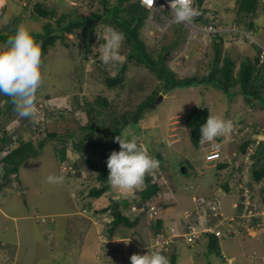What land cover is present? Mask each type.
<instances>
[{"label": "rangeland", "instance_id": "rangeland-1", "mask_svg": "<svg viewBox=\"0 0 264 264\" xmlns=\"http://www.w3.org/2000/svg\"><path fill=\"white\" fill-rule=\"evenodd\" d=\"M24 1L8 0L5 14L0 19V31L6 39L0 41V48L7 47V40L14 35L9 33L13 32L15 17L20 18L18 28H26L35 37L37 32L44 34L47 25L56 29L54 34L63 35L64 38L58 45L42 56V82L36 94V99H40L39 107L53 111L51 114L60 117L44 121L39 115L40 121H32L30 118L20 117L14 106L8 111L7 117H2V128L13 127L20 131L19 142L30 140L35 147H38L42 140L46 139L47 143L39 156L27 159L19 167L15 178L18 183H9L10 180L6 183L0 181L5 184L2 188L3 197L0 198V264H131L130 257L133 254H144L142 247L150 243L152 229L141 218L138 226L134 228L121 224L114 234L108 235L112 242L102 243L99 230L104 227L105 220L112 213L111 210L104 214L100 211L108 208L113 202L112 199L131 200L139 194L143 186L145 187V182L131 191L112 188L111 192L100 198L91 196V190L101 184L97 180L98 173L88 167L84 158L98 161L100 165L103 160L99 155L101 146L92 148L88 144L89 140L84 142L88 135L85 127L87 124L100 126V130L96 131V141L112 140L111 133L115 129V121L119 120L121 123L127 113H133L137 105L153 92L163 94V89L159 87L161 82L155 73L145 65L138 64L136 59L127 60L131 47L125 39L120 49L123 56L121 62L112 66L98 65L99 67L93 70L87 68L95 64L86 63L87 45L98 50L99 45L105 42L104 36L107 33L113 29L122 32L117 24L95 18L86 24L90 29V36L94 38L88 41L84 38V28H78L73 33L60 28L61 23L76 21L82 16L103 14L107 8L112 9L119 0H106V3L103 0H40L42 7L51 12L47 17H39V13L33 11L32 7L23 5ZM134 1L136 0L124 1L122 6L129 8ZM238 6L239 0H204L205 9H199V12H203L199 20L195 16L190 22L178 24L174 22L173 12L160 2L153 13L146 9V18L139 35L146 44L147 53L153 58L158 57L162 48L170 50L167 64L174 68L178 77L204 75L209 67L211 68L216 56L215 42H219L221 58L230 56L237 71L243 60L254 61L259 52L258 44L264 47V0L259 1L257 10L253 13L239 14ZM122 15H126L125 11ZM63 17L65 18L60 23L59 20ZM210 18L213 20H209ZM203 21L221 23V29L224 31L221 30L217 36L203 35L196 28ZM249 23L253 25L249 27ZM234 27L235 32L238 30L236 34L232 31ZM244 28L254 29L255 35L248 37ZM254 40L256 42H253ZM175 42L178 43L176 46ZM125 63L128 65L125 82L116 88L107 87L106 78L114 76L119 66ZM190 69L195 70L190 72ZM262 71L264 73V68ZM169 93L168 97L164 95L158 101L157 108H152L154 104L149 106L144 121L136 126L125 127L122 136L127 139L134 138L138 146L146 147L149 155H153L158 149L163 151L168 163L166 173L171 182L169 190L173 196V206L168 213H171L174 219L179 220L181 212L194 207V196H206L205 191L208 190L209 194H218L221 198L225 216H240V211H236L238 207H232L235 193L218 191L217 185L228 184L233 169L232 163L234 165L235 160L241 162L240 158H247L240 154L245 141L251 140L253 150L256 149L255 141H264V102L254 98L253 107L244 100L241 93L229 97L205 84H200L199 87H179ZM62 94L71 95L72 106L69 112H63L64 107L57 106L53 100L55 96L58 98ZM102 95L108 97V102H111L109 106L104 107L100 115L93 110L92 113H87V108L96 104L95 101ZM261 96L264 97V88ZM195 105L201 109H209L210 115L230 121L232 126L228 133L214 140L219 151L217 156H213L216 158L208 163L209 168L206 165L209 156L205 159V151L192 143L191 131L187 126L188 116ZM39 107L36 105L37 109H40ZM12 117L13 121L8 120ZM39 122L40 131L35 133L34 129L32 131L33 125ZM54 133L57 134L56 137L52 136ZM81 143H84V148L80 152L75 149V145ZM111 143L108 144L109 147ZM62 149H66V163L59 157ZM230 159H233L231 163ZM250 161L254 162V159L250 158L245 165L246 174L249 175L246 181L252 180L254 169L262 165L261 162L250 164ZM220 162H227L229 165L220 170L215 166ZM2 172L0 169V173ZM150 173L152 170L147 174ZM233 173L235 176L237 172ZM167 175L165 174L166 177ZM49 176L62 177V181L49 183ZM260 185L258 183V186ZM164 187L168 190L167 185ZM25 188L28 189L27 197L22 195ZM254 200L260 202L259 195H255ZM170 205L171 203H168V207ZM183 206L187 208L181 211ZM100 214L104 215L102 218L105 220H100ZM11 216H16V221ZM16 226L20 228L19 234L16 232ZM84 232L87 233L86 240ZM259 233L250 230L249 234L239 233L226 237L228 239L222 241L221 250L228 257L234 256L231 260L233 264H264V235ZM206 243L190 246L182 243L180 239L169 251H165L164 255L170 262L169 255L172 252L177 253V264H209L208 259L213 260L214 264H222V259L207 253ZM85 244L87 248L81 247ZM71 249L80 250L81 253L69 254Z\"/></svg>", "mask_w": 264, "mask_h": 264}, {"label": "trees", "instance_id": "trees-1", "mask_svg": "<svg viewBox=\"0 0 264 264\" xmlns=\"http://www.w3.org/2000/svg\"><path fill=\"white\" fill-rule=\"evenodd\" d=\"M104 3H106V0H103ZM124 1L129 0H119L117 4L112 6V9H106L104 7V13L103 14H97L92 13L88 16H82L80 18H77L76 21H68L67 23H61L62 20L65 18L59 20L60 28L64 29L65 31L69 33H73L78 28H84V38L85 41L88 40H94L93 37L90 36L88 27L86 26L87 23L91 22L95 18H98L99 20H104L107 22H110L111 24H117V27H121L122 33H124L125 36V42L130 45L131 51L127 54V60L133 61L136 59L137 63L140 65H145L147 68L150 69L153 73H155L158 80H160V86L161 89H163V94L168 95L174 89H177L179 87H191L196 86L199 87L200 84H205L206 86H211L213 89H217L219 91H222L229 97L234 96L236 93H241L244 96V100L254 107L255 102L254 98L259 100L260 102H264V97L261 96V91L264 88V73L262 71V68H264V62L262 66H260V60H261V53L262 50L258 47L257 51L259 49V52L257 53L256 58L254 61H251L250 59L243 60L240 64L239 70H235V62L232 60V58L228 55L221 58L220 54V45L219 42H215V46L217 47L216 56L214 57V60L212 62L211 68L204 73V75H185L183 77H178L177 73L175 72L174 68L172 66H168L167 64V58L170 54V50L167 48H162L158 54L157 58H153L149 53H147L146 50V44L143 41V39L139 35V30L143 26V23L146 18L147 11L146 9L140 4L139 0H136L132 3V5L129 8L123 7ZM260 0H239V6H238V13H253L257 10V6L259 4ZM204 0H198V12L199 9L204 8L203 7ZM32 10L39 13V17H47L51 12H49L47 9H44L42 5L33 4ZM195 7V6H194ZM44 9V10H42ZM205 9V8H204ZM47 10V11H46ZM125 11L126 15L123 16L122 12ZM203 14V12L200 13ZM199 16V17H200ZM14 28L13 32H10L9 34H15L16 30L18 29V26L20 24V18H16L13 21ZM237 23V22H235ZM238 24V23H237ZM253 24L249 23V27H251ZM115 27V26H114ZM251 29V28H248ZM55 28H50L47 25V31H45L44 34L37 32V36L35 38L36 42L39 44V46L42 49V56H45L50 48L56 47L58 45V42L63 39V35L54 34ZM3 32L0 31V41H5V37L3 36ZM218 35V34H217ZM222 38V37H220ZM103 42V40H101ZM177 42H175L174 46H176ZM173 46V45H172ZM87 54H86V63H89L91 65V62H95L92 66H87V68H91L92 70L94 68H98L99 66H104L103 63H101V60L99 59V50L93 49V46L87 45L86 48ZM93 60V61H92ZM99 65V66H98ZM128 65L125 63L123 65L119 66L118 72L112 76H108L105 80V85L109 88H116L120 85H122L125 82L126 79V71H127ZM90 69V70H91ZM105 69V68H103ZM195 69H190V72ZM95 71V70H94ZM93 71V73H94ZM90 73V74H93ZM235 89V90H233ZM38 93V91H37ZM158 94L156 92H153L151 95H149L144 101L140 102L137 105V108L133 113H127L126 116L123 117L122 122L120 123L119 120L115 121L114 130L111 133L112 140H106L102 139L100 141H96V131L100 130V126L95 124H87L85 127V130H88V135L84 142L86 143L87 140H89V145L92 148L100 147V157L103 160V164L100 165L98 161H92L91 158H84L86 164L88 167L98 173L97 180L101 184L100 187L93 188L90 192L91 196L100 198L104 194L111 192L112 187L109 185L107 177L109 175V169L107 167V160L111 153L113 151H119L120 150V144L116 141V137L119 135H122L123 130L125 127L129 125L136 126L142 121L145 120V114L146 111L150 108L149 106L151 104H154V107L157 108L158 101H157ZM51 98V97H49ZM98 98V97H97ZM108 97L105 95L99 96L97 99L96 104L93 106H89L87 108V113H92L96 111L98 115L102 113V109L104 107H108L111 102H108ZM14 105H12L13 108ZM66 110V109H65ZM209 109L204 108L201 109L199 106H193L190 115L187 119V126L190 128L191 131V141L195 146H198L200 143V136H201V126L206 123L208 117L210 116ZM8 112H4L3 115L7 117ZM8 120H11L8 119ZM41 124H38L36 129L32 128V131L34 129L35 133L40 131ZM13 128V127H12ZM16 132L20 131L15 128ZM73 136L72 134H70ZM53 137H56L57 134H52ZM20 137V136H19ZM18 137V138H19ZM9 135H6L4 140L8 139ZM106 141V142H103ZM81 142L83 140L81 139ZM112 142V143H111ZM47 143V140L40 141L38 147H35L32 141H26L23 142L20 147L15 149L10 155L7 156V158L2 162V169L5 170L4 176H8L10 174H18L19 173V167L29 158H35L39 156L40 151L45 147ZM111 143V146L109 147L108 144ZM84 143H81L80 145H75V149L78 151H83ZM252 142L251 140L245 141L241 146V152L243 154L247 153L249 148L251 147ZM146 148V147H145ZM147 150V149H146ZM154 150V149H153ZM159 151H156L155 153H152L153 155H150L152 158L160 162L161 167L163 170L166 169V166H168L167 160L164 157L163 151L158 149ZM150 151V150H148ZM60 160L66 161V149H62L60 151ZM252 158L254 159V163L257 164L258 162H261V167L255 168L253 171L254 177L256 179H260L264 176V141L260 142L258 149H255L252 153ZM67 162V161H66ZM65 162V163H66ZM227 162H221L218 165V169H223L227 166ZM235 168V167H234ZM154 170V169H153ZM152 170V173L154 172ZM152 173L145 175L144 182H145V188L141 189L138 194V203H144L148 199L151 198H160V204L163 206V210L160 212L159 217L156 218V220L152 221L150 224H148V220L146 218V215L141 212L138 215L130 214L127 215L126 212L131 208L132 202L130 199L125 198H117L112 199V204L109 205L108 208L103 209L100 211L102 214L106 211H110L113 216V220L111 223L107 225V230L109 236L114 234L115 229L123 224L126 227L134 228L135 226H138L139 220L141 221V218H143L150 229H152V233L155 231L161 232L163 229H166V225L168 224L166 221L167 219L172 220L175 217L173 215H170L168 213V210L173 206V198L172 193H168L169 191L165 190V185L160 184L158 181H154ZM220 187H223L225 190H230V186L228 184L219 183ZM237 186H239V183H237ZM169 189V187H168ZM171 189V188H170ZM95 190V191H94ZM264 199V188L261 190ZM162 194V197L159 196V194ZM167 194V197L165 198ZM136 198V196H134ZM172 198V199H171ZM171 200V201H170ZM264 202V201H263ZM168 203H171V205L168 207ZM112 208V209H111ZM187 208V207H186ZM100 214V215H102ZM167 214V215H166ZM133 217V218H132ZM181 217V216H180ZM264 224L263 221H257L254 225V228L262 229V226ZM230 228H236L240 227L242 232H244L245 228L241 227V225L238 224L237 220H231ZM113 227V228H112ZM224 228V225H223ZM244 229V230H243ZM236 234V233H233ZM239 234V233H238ZM243 234V233H242ZM207 253L210 255H213L215 258H220L224 262L222 255L221 246L219 245V239L214 234H209L208 239V246H207ZM162 253V251H161ZM165 252H163V255ZM170 264H177V253L172 252L170 255ZM213 262V260H209V263Z\"/></svg>", "mask_w": 264, "mask_h": 264}, {"label": "clouds", "instance_id": "clouds-1", "mask_svg": "<svg viewBox=\"0 0 264 264\" xmlns=\"http://www.w3.org/2000/svg\"><path fill=\"white\" fill-rule=\"evenodd\" d=\"M41 2L42 1L40 0H35V1L25 0L23 2V5L26 7H29L30 5H33V4L41 5ZM139 2L145 9H150V8H147L141 2V0H139ZM7 3H6V6H7ZM169 5L171 8V11L174 13L175 22L178 24L190 22L192 18L195 16H197L196 17L197 20L200 19L199 16L201 12H198L196 4H195V7L192 6V0H169ZM6 6L3 8L0 14V19L5 14ZM202 23H205V22L203 21ZM192 25L195 26V23L192 22ZM244 29L248 31V29L246 28ZM250 30H253L255 34L254 29H250ZM217 34L219 35V33L211 34V35L217 36ZM192 36L194 37L192 38L196 40V37L194 35ZM124 39H125L124 33L118 30H114V29L104 36L105 42L99 45V48H98L99 59L104 65L112 66L123 60V56L120 53V49H121V45ZM258 45L259 47L262 46L261 44H258ZM41 64H42V49L39 46V44L36 42L32 33L24 27H19L16 30L15 34L9 37V39L7 40V47L0 48V127L2 126L1 124L3 123V121L1 123L2 117H4L3 113L11 111L12 105H14L15 111L20 117L30 118L32 119V121H37V119L39 118V115L42 116L43 113H44V117L42 119L44 121H46L49 118L51 119L53 117H56L53 114H51V112L53 111H49L47 109L45 110L44 107H39L38 102L40 99H36L37 91L42 82ZM262 64L263 63H260L259 65L262 66ZM4 95L10 98H6ZM160 95H163L164 97V94H160ZM160 95H158V97ZM157 101H159V98L157 99ZM36 105L40 108L39 109L41 111L40 113H38ZM56 105L59 106L58 104ZM62 106L65 107L64 105H61L59 107L62 108ZM64 111L65 109L63 110V112ZM58 117L60 116L57 115L56 118ZM12 119L14 118L12 117L11 120ZM40 123L41 122H39L38 124ZM231 127L232 126H231L230 121H226L219 116H214L211 114L208 117L206 123H204L201 126L200 143L198 146H196L198 148H202L205 151V154H204L205 159L206 157L208 158L209 153L211 151L210 146L214 145L217 147V144L214 142V140H216L217 137L223 136L226 133H228L231 130ZM116 141L120 144V150L113 151L107 160V167L109 169V175L107 177V180H108L109 185L113 189H117L120 191H131L135 188H138L143 183L145 175L147 173H149L151 170L158 167V161L152 158L148 154L146 148L143 145L138 146L134 138L127 139L126 137L119 135L116 137ZM262 141L258 140V141H255L256 143L254 142L256 144L255 146L256 149L259 147V144ZM17 142H18V146H17L18 148L20 147L22 142H19V138L17 139ZM253 152H254L253 148L250 147L247 153L245 154H243L242 152L240 153L242 156H245V157L249 156L248 160L247 158L246 159L240 158L242 159L241 162H238L237 160H235L234 165L232 163L233 169H232V172L230 173L231 177L227 181L228 185L230 186V190H225L223 187H220L217 185L218 191H224L226 193H231V192L235 193V200L232 203V207L234 203L238 200L240 189H238L239 186L236 187L237 183L246 181V178H248L249 176L246 174L245 165L248 164L250 158L252 159ZM232 160L233 159H230L229 163H231ZM63 162H62V167H64ZM209 162H212V161H208L206 159L207 168L210 167V165L208 166ZM237 162L239 163L238 167L236 166ZM263 162H264V159H263ZM229 163L227 164L226 167H228ZM253 163L254 162L250 161V164H253ZM218 165L219 163L215 165L216 168H218ZM0 169H2V167H0ZM243 170L245 171V173L242 172ZM235 171L238 173V174L235 173V176H238L237 178L234 176V173H233ZM0 174L3 175L2 181H5V183L7 182V180H10L9 183H12V182L15 183L16 181L15 178L18 175V174L16 175L13 173L8 176H4L6 175L5 170H3V172ZM165 174L167 175L166 169L164 172V177L167 182L162 183V185L164 184L170 187V183H171L169 180L170 178L168 175L166 177ZM252 176H254L253 173H252ZM262 179H264V176L260 179H256L255 177H253V179L250 180V182L258 183ZM61 181H62V177H56V176L48 177L49 183H59ZM4 186L5 184L0 185V189L2 190V192H3L2 188H4ZM262 189L258 190V192L255 195H259L260 203L264 204L263 195L260 194L262 193L261 192ZM167 194L165 198L167 197ZM214 195H216L221 200L218 194L197 196L196 198H210ZM135 196L136 198L133 197L131 199L132 203L137 201L138 199V194ZM2 197H3V193L0 198ZM222 209H223V203H222ZM236 211H239V210L237 209ZM168 220L169 219H167L166 222H168ZM166 227H169V226L166 225ZM172 230L174 231V229ZM221 239L225 240L228 238H221ZM202 240L203 239H201L200 241ZM200 241H198L196 244H198ZM125 243H128V242H125ZM222 243L223 242L219 241L220 246H222ZM222 255H223V259L225 260L224 262L222 261L223 264H233L231 262V260L234 258L233 256L228 257L223 252H222ZM130 260H131V264H169V260L165 255H163L159 250L154 251L151 249H149V252L147 254H143V255L133 254L130 257Z\"/></svg>", "mask_w": 264, "mask_h": 264}, {"label": "built area", "instance_id": "built-area-1", "mask_svg": "<svg viewBox=\"0 0 264 264\" xmlns=\"http://www.w3.org/2000/svg\"><path fill=\"white\" fill-rule=\"evenodd\" d=\"M8 0H0V14L3 8L6 6ZM35 1V0H32ZM141 2L147 7L150 8L151 13L157 10V6L160 2H162L167 9H170L169 0H141ZM197 0H192V6L194 7ZM174 14V13H173ZM210 20H213L210 18ZM173 22V21H171ZM175 22V19H174ZM237 24V23H235ZM222 24L217 22L209 21L207 23H202L199 27H196L198 32L202 33L203 35H210L220 33ZM236 27V25H235ZM235 27L233 33L236 34L238 30L235 32ZM246 31V30H245ZM231 33V32H230ZM248 37H252L255 35L253 30H248L245 33ZM193 37V36H192ZM194 38V37H193ZM253 42H256L254 40ZM262 53H261V60L260 63L264 62V47L260 46ZM38 113L41 111L37 109ZM44 117V113L42 114V118ZM40 117L37 121H40ZM38 123L33 125V128H36ZM6 135H9V138L4 140ZM19 137V132L15 131V128L0 127V167H2V162L10 155L18 146L17 139ZM211 151L209 153L208 161H213V156H217L219 151L216 146L211 145ZM219 157V155H218ZM249 157H247L248 160ZM236 166H239V163H236ZM152 173L153 180L158 181L160 184L166 183V179L164 177L163 168L158 161V167L153 170ZM245 173V171H242ZM3 175L0 174V181H2ZM258 183L261 185L258 186ZM258 183L250 182V181H242L239 183V195L238 200L234 203L235 207H238L240 211V215L242 217L237 219L236 217H226L222 213V202L216 196H212L210 198H195L194 207L187 208L183 211L179 220L172 219L168 220V226L166 229H163L161 232L155 231L152 234V238L150 243L146 246H143L144 254L151 250H159L162 251H169L170 248L177 244L180 239H182V243H186L187 245H195L198 241L206 237L208 234H214L219 238H226L234 235L233 233H241L242 231L238 228H230V221L237 220L241 227L245 228V232L249 234L250 230L254 231V227L250 224L253 222L254 219L259 220L264 218V204L260 202H256L254 200V195L258 192V190L264 188V179L260 180ZM2 190L0 189V197L2 196ZM159 196L162 197L160 193ZM139 199V197H138ZM137 201L133 202L131 208L127 210L126 214L130 216V214L138 215L143 212L146 215L148 223L151 221L156 220L159 217L160 212L163 210V206L160 204V198H151L145 201L143 204L138 203ZM160 200V201H159ZM107 212V211H106ZM105 213V212H104ZM109 213V212H108ZM111 215V213H109ZM104 215H101L102 218ZM254 216V217H252ZM101 221L105 219H100ZM113 220V216L105 220L104 227H101L99 232L102 234L100 235V240L103 243L112 242V239L108 237V228L107 225L111 223ZM249 221L248 224L242 226L243 223ZM226 223L228 225L226 226ZM224 225V229H223ZM174 229V231L172 230ZM107 230V231H106ZM104 232V233H102Z\"/></svg>", "mask_w": 264, "mask_h": 264}, {"label": "crops", "instance_id": "crops-1", "mask_svg": "<svg viewBox=\"0 0 264 264\" xmlns=\"http://www.w3.org/2000/svg\"><path fill=\"white\" fill-rule=\"evenodd\" d=\"M56 97H57V96H55V97L53 98V100L56 101V104H58L59 106H60V105H64V106H67V107L71 108V106H72V101H71V99H70L71 97H70L69 95H64V94H62V95L59 96L58 98H56ZM51 119H52V120H53V119L56 120V117H53V118H51ZM52 120H51V121H52ZM51 121H50V122H51ZM169 189H170V187H169ZM169 189L167 190V191H169L168 193H170V190H169ZM23 190H24L25 197H27V191H28V189L25 188V189H23ZM209 193H210L209 190H208V191H205V194H206V195H208ZM174 195H175V194H174ZM196 197H197V196H194V198H196ZM172 198H173V196H172ZM194 198H193V199H194ZM170 201H171V200H170ZM172 201H173V200H172ZM183 208H186V207L183 206V207L181 208V211H183ZM169 214L172 215L171 213H169ZM181 214H182V212L180 213L179 216H181ZM6 216H9V215L6 214ZM11 217H12L13 219H15V221H16V219H17L16 216H11ZM24 217H25V215H24ZM67 230H69L68 227H67ZM19 231H20V228H17V226H16V232H17V234H19ZM69 231H70V230H69ZM82 232H83V231H82ZM86 234H87V233L84 232V239H85V240H86V238H85V237H86ZM54 235H55V233H54ZM54 235H53V237H55ZM78 236H80V234H79ZM206 240H207V243H206ZM52 241H54V238H53ZM204 242H205L206 244H208V239H203L201 242L198 243V245H201V244L204 243ZM179 246H180V245H179ZM179 246H178V247H179ZM81 247H86V248H87V244H85V246L82 245ZM72 250H73V249H71V250L69 251V254H72V252L75 253L76 255H77V252H79V254L81 253L80 250H79V251H76V250H75V251H72ZM86 250H87V249H86ZM86 250H85V251H86ZM86 255H87V252H86ZM82 257H83V256H82ZM233 257H234V256H233ZM96 258H97V257H96ZM236 259H238V258H236ZM208 263H209V259H208ZM209 264H214V263L211 262V263H209ZM222 264H223V263H222Z\"/></svg>", "mask_w": 264, "mask_h": 264}, {"label": "bare ground", "instance_id": "bare-ground-1", "mask_svg": "<svg viewBox=\"0 0 264 264\" xmlns=\"http://www.w3.org/2000/svg\"><path fill=\"white\" fill-rule=\"evenodd\" d=\"M30 6H32V5H30ZM212 17H215V16L212 15ZM184 25H185V24H184ZM240 27H241V26H240ZM154 30H155V29H154ZM67 108H68L67 106L64 107V109H66V110H69V109H70V108H68V109H67ZM69 154H70V153H69ZM163 171L165 172V170H163ZM67 172H68V171H67ZM94 191H95V190H94ZM221 211H222V210H221ZM222 213H223V215L225 216L224 211H222ZM226 217H236V214H233V215H227ZM241 217H242V215L238 216L237 219H240ZM252 217H254V216H252ZM263 220H264V218L259 219V220L254 219L253 222H252V224L254 225L257 221H263ZM151 222H152V221H151ZM151 222H150V223H151ZM150 223H148V224H150ZM248 223H249V221L243 223L242 226H245V225L248 224ZM238 224H239V223H238ZM91 225H92V224H91ZM227 225H228V223H227ZM227 225H226V226H227ZM239 225H240V224H239ZM253 225H252V226H253ZM112 228H113V227H112ZM236 228H240V227H237V226H236ZM223 229H224V228H223ZM254 229H255V230H254L255 232H260V233H262V234L264 235V231L260 230L259 228H254ZM106 231H107V230H106ZM241 233H243V234H247L245 231H244V232H241ZM260 233H259V234H260ZM234 235H236V234H234ZM232 236H233V235H232ZM217 238L219 239V241H221V242L223 241V239H221V238H219V237H217ZM203 239H209V234H208L206 237H204ZM102 243H103V242H102ZM190 246H192V245H190ZM106 247H107V246H106Z\"/></svg>", "mask_w": 264, "mask_h": 264}, {"label": "water", "instance_id": "water-1", "mask_svg": "<svg viewBox=\"0 0 264 264\" xmlns=\"http://www.w3.org/2000/svg\"><path fill=\"white\" fill-rule=\"evenodd\" d=\"M163 98V95H160L159 96V100H161ZM183 170H185V168H182ZM22 195H23V197H25V194L24 193H22Z\"/></svg>", "mask_w": 264, "mask_h": 264}]
</instances>
